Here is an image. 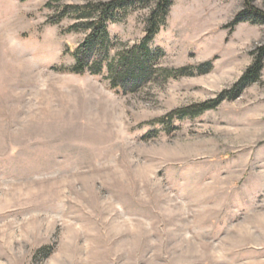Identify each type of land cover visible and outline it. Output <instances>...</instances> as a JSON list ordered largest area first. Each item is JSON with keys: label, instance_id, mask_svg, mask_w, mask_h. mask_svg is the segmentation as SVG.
<instances>
[{"label": "rangeland", "instance_id": "rangeland-1", "mask_svg": "<svg viewBox=\"0 0 264 264\" xmlns=\"http://www.w3.org/2000/svg\"><path fill=\"white\" fill-rule=\"evenodd\" d=\"M246 1L171 0L150 47L190 73L123 91L69 70L86 32L57 5L0 0V264H264V60L234 99L167 118L264 45V23H234ZM148 13L109 23L112 53Z\"/></svg>", "mask_w": 264, "mask_h": 264}, {"label": "trees", "instance_id": "trees-1", "mask_svg": "<svg viewBox=\"0 0 264 264\" xmlns=\"http://www.w3.org/2000/svg\"><path fill=\"white\" fill-rule=\"evenodd\" d=\"M49 1L57 5L55 21L70 18L73 23L68 30L86 32L72 52L73 64L69 68L71 72L99 74L105 68L110 86L123 91H134L157 80L164 82L190 73L188 67L161 66L158 63L161 51L150 47L151 39L165 23L171 0H107L76 5L60 4L61 0ZM143 7H149L143 37L112 53L114 43L109 36V23L119 22L130 11ZM246 20L264 23V12L250 5L249 0L246 1L245 10L236 15L234 23ZM252 55V62L230 89L222 91L213 99L174 110L167 118L171 120L173 117L196 116L215 108L225 99L237 97L243 88L259 80L263 68L264 45L258 46Z\"/></svg>", "mask_w": 264, "mask_h": 264}]
</instances>
